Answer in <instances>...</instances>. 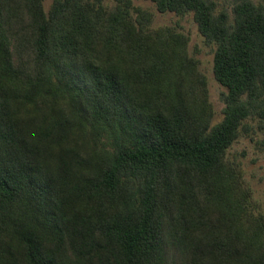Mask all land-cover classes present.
I'll list each match as a JSON object with an SVG mask.
<instances>
[{
  "label": "trees",
  "instance_id": "trees-1",
  "mask_svg": "<svg viewBox=\"0 0 264 264\" xmlns=\"http://www.w3.org/2000/svg\"><path fill=\"white\" fill-rule=\"evenodd\" d=\"M119 1L0 0V264H264L226 163L264 121V0H151L214 47L216 124L187 37Z\"/></svg>",
  "mask_w": 264,
  "mask_h": 264
},
{
  "label": "rangeland",
  "instance_id": "rangeland-1",
  "mask_svg": "<svg viewBox=\"0 0 264 264\" xmlns=\"http://www.w3.org/2000/svg\"><path fill=\"white\" fill-rule=\"evenodd\" d=\"M54 0H44L48 11ZM133 19L139 16V10L151 15L150 30L173 28L176 33L187 37V52L197 64L207 84V101L212 108V124L224 117L225 94L227 88L220 84L214 75V47L207 44L198 29L192 13L178 15L175 12H160L151 0H129ZM219 10L232 13L233 6L239 0H212ZM259 3L260 0H252ZM119 0H104V5L114 8ZM264 121L251 116L244 121L238 138L228 148L226 163L239 176L241 189L248 195V211L255 218L264 219Z\"/></svg>",
  "mask_w": 264,
  "mask_h": 264
}]
</instances>
